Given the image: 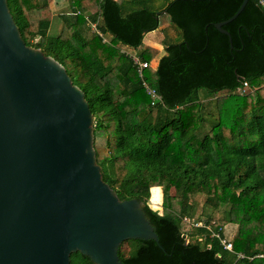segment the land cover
<instances>
[{
    "label": "trees",
    "instance_id": "16d2710c",
    "mask_svg": "<svg viewBox=\"0 0 264 264\" xmlns=\"http://www.w3.org/2000/svg\"><path fill=\"white\" fill-rule=\"evenodd\" d=\"M64 1L72 12L58 15L52 35L48 0L7 3L25 44L61 63L83 91L102 179L119 199L137 198L158 235L123 241L122 263L264 264V6L247 0L222 25L228 36L214 23L242 0ZM91 23L101 35L89 33ZM165 23L175 39L163 38L162 55L143 38ZM120 46L156 58V67L140 76ZM200 89L214 98V112L203 111ZM197 194L223 215L196 221ZM161 200V213L149 206ZM226 224L236 225L231 237ZM70 264L93 262L76 251Z\"/></svg>",
    "mask_w": 264,
    "mask_h": 264
},
{
    "label": "water",
    "instance_id": "95a60500",
    "mask_svg": "<svg viewBox=\"0 0 264 264\" xmlns=\"http://www.w3.org/2000/svg\"><path fill=\"white\" fill-rule=\"evenodd\" d=\"M246 3L215 27L229 36L222 25ZM127 239L158 235L143 204L119 199L102 179L83 91L25 44L0 0V264H70L76 251L93 264H123Z\"/></svg>",
    "mask_w": 264,
    "mask_h": 264
},
{
    "label": "rangeland",
    "instance_id": "374dc122",
    "mask_svg": "<svg viewBox=\"0 0 264 264\" xmlns=\"http://www.w3.org/2000/svg\"><path fill=\"white\" fill-rule=\"evenodd\" d=\"M55 2L56 1H53V0L49 1V7H50V12H51L50 14L51 15H53L54 13L57 12V10H55V6L57 5V3L55 4ZM65 4H67V5H63L62 6L63 9H65V11H69V9H71V8H69V3L66 2ZM149 5L151 7H154L152 2H150ZM51 17H52V25L49 28V33L52 35V34L56 33V30L60 29L61 23L59 21L62 20V18L58 17V16H56V17L55 16L54 17L51 16ZM167 25H168L167 23L162 24L158 28L146 33L145 36H144V39H143V42H144V40L148 39L149 37L154 39V40L157 39L159 41V44L153 42V43H151L152 45L150 44L148 46H151L153 48L161 50V53L163 52L162 55L164 54V51L162 49V43L160 44L161 40L166 36L167 39L169 38L168 41H170V43H171V42H173L172 38L175 37L174 29L172 27H170L169 25L168 26ZM88 31H89V33H92V31H94V28L92 27V25L90 26ZM161 36H163V38ZM170 39H172V40H170ZM119 45H121V44L118 43L117 46H119ZM125 48H127V47H125ZM128 49L131 50V51H134L136 53V51L133 48L128 47ZM155 64H156V58L151 60L152 68H154ZM246 90H248V87L246 88ZM199 95L201 96V99H202V102H203V111L205 113L214 112L215 111V106H214V101H213L214 98L210 97V96H206V94H204V89H200L199 90ZM173 191L174 190L171 189V193H173ZM194 201H195V215L193 216V218L196 221H198L197 220L198 218H200V220H204V218L206 217L207 213H209V212L211 213L212 217L215 218V219H218V218H220L223 215V212H222L223 207H218V208L215 209V208H212L211 206L207 205L205 203V195H203V194H197L195 196V198H194ZM148 203H149V206L152 209L158 210L161 213V211H162V200H161L160 208H158V209L153 208L149 201H148ZM199 215H200V217H198ZM235 228H236V225H234V224H226L224 226L225 234L228 235V237H231V235L233 233V229L235 230Z\"/></svg>",
    "mask_w": 264,
    "mask_h": 264
},
{
    "label": "built area",
    "instance_id": "2783aa9c",
    "mask_svg": "<svg viewBox=\"0 0 264 264\" xmlns=\"http://www.w3.org/2000/svg\"><path fill=\"white\" fill-rule=\"evenodd\" d=\"M259 2L264 6V0H259ZM92 27L94 28V31H96L98 34L101 35V33L97 30L96 25L94 23L91 24ZM103 41H106L105 38H103ZM120 51L126 54L128 57L131 58L132 62L134 65L137 67V72L139 73L140 76H142V70L146 67H152L151 66V60H142L134 51H131L125 46L121 47L120 46ZM144 85L146 86L147 92L151 94L152 97H156V93L153 89L149 88L145 83ZM244 86H247V83L244 82ZM195 226H201L203 225L201 222H193ZM206 228H208L211 231V236L217 237L220 242L223 244L224 248L227 250H232V243L229 240H226V238L222 237L219 235L217 231H214L211 229L210 225H207ZM241 256V255H240Z\"/></svg>",
    "mask_w": 264,
    "mask_h": 264
},
{
    "label": "crops",
    "instance_id": "0c3cea01",
    "mask_svg": "<svg viewBox=\"0 0 264 264\" xmlns=\"http://www.w3.org/2000/svg\"><path fill=\"white\" fill-rule=\"evenodd\" d=\"M48 1H50V0H48ZM53 1H56L55 2V4L57 3V5L55 6V10H57V12L56 13H54L52 16L54 17H56V16H58V15H60L61 13H64L65 15H70V13L72 12L71 11V9H69V11H65V9H63V5H67V4H65L66 2L65 1H63V0H53ZM69 8H70V6H69ZM54 20V19H53ZM60 22V21H59ZM92 24V23H91ZM95 24V23H94ZM162 38H163V36H161ZM161 38V39H162ZM144 39V38H143ZM163 40V39H162ZM162 40H161V42H160V44L162 43ZM151 42H155V43H158L159 44V41L156 39V40H154V39H152V38H148V39H146V40H144V43L146 44V45H150L151 44ZM152 45V44H151ZM162 48H163V45H162ZM156 64H157V59H156ZM156 64H155V66H154V68L156 67Z\"/></svg>",
    "mask_w": 264,
    "mask_h": 264
}]
</instances>
